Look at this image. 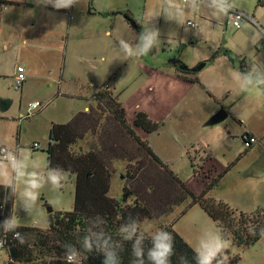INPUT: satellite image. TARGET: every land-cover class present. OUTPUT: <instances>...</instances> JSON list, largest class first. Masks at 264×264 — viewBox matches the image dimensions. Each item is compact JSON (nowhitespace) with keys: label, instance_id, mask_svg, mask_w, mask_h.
Masks as SVG:
<instances>
[{"label":"crops","instance_id":"crops-1","mask_svg":"<svg viewBox=\"0 0 264 264\" xmlns=\"http://www.w3.org/2000/svg\"><path fill=\"white\" fill-rule=\"evenodd\" d=\"M0 1L5 2L0 4L4 6L3 10L15 8L18 11L28 10L29 12L26 17L20 14V18L15 23L20 27V44L28 47L26 61L30 66L26 65V69L30 76L37 71L34 65H31V59L52 57L60 49L63 50L64 60H69L70 67L78 61L76 64L78 68L89 73L100 74L103 70L104 73L108 70L112 73L116 72L119 68L117 62L122 57L118 49L119 39L130 40L135 33L138 34L144 26L145 9L157 3V0H84L82 8L56 10L51 5H38L36 0ZM233 2L234 9L252 17L255 24L243 23L238 30H235L227 25V15L213 18L204 10L189 12L185 17L186 22L192 21L203 29V32L197 35L195 27H189V30L185 32L183 27L166 22L163 17L159 18L157 27L162 33L161 42L159 47L153 49L151 53L155 55L168 53L171 56L175 51L177 54L173 56L174 60L165 58L162 64L147 74L152 78V80L147 79V82L157 90V112L154 114L153 110H149L152 106H145L138 110L137 105L129 108L127 102L119 101L124 109L127 123L141 140L147 141L149 148L161 162L158 168L177 176L174 172H177L180 167L177 165L182 164L179 161V155L185 152L188 164L193 168V177L198 182H205V187L218 175H220L219 182L222 183L231 172L239 169L237 167L243 158L256 144L259 148L264 146V88L251 87L241 90L238 84L219 67V63L223 62L225 57L228 64L237 70H245L247 64L258 57L264 58V38L255 44L252 43L254 33L264 30V7L259 5L257 0H233ZM125 16L134 21L136 28L130 25ZM59 22L65 29L60 34L56 31V36L60 38L55 39V29ZM21 29L26 30L22 32ZM170 31L171 33L168 34ZM22 35L26 37L23 38ZM165 44L175 45L176 49L168 51ZM226 52L232 55L233 61L225 54ZM97 55H103L101 60L107 56L111 59L109 64L96 65ZM131 59L134 60V64L137 63L138 66L151 70L138 63L141 57ZM200 65L203 67L198 72H191V69ZM180 66L186 67L188 71L181 70ZM21 68L25 74L24 67ZM114 83L117 87V82ZM99 88L101 87L93 88L94 90L85 96L75 90L68 92L69 97H77L86 102L81 110L71 115V118L76 113L87 112L90 106H94L91 96ZM200 90H204L213 100V105L207 110H203V105L196 96ZM110 91L112 92V89ZM228 99L231 105L225 106L223 103ZM236 102L240 104L239 107L232 106ZM151 104L154 105L153 102ZM182 107L186 108L185 113L188 117H175L176 122H168L167 117L170 116L171 111L172 113L179 111ZM219 109H223L227 117L219 123L220 125L207 127L205 123ZM138 112L145 113L148 119L159 124V129L152 134H147L141 128L134 127L133 121ZM253 120L257 121L256 125ZM49 123L50 125L60 124L54 119H51ZM17 125H20L19 121ZM187 125L191 128L189 132L184 127ZM198 127L200 132L197 131ZM173 128L177 131V133H171L173 139L170 137L161 143L157 142L158 140L154 142L153 136L159 137L161 132L168 135ZM192 132L195 134H191ZM245 132L258 139V142L249 150H233L232 146L238 145V137ZM17 146L21 147L20 143L7 147L13 149ZM223 148L227 152L220 157L219 153ZM30 149L33 150L32 146ZM178 149L180 152H177ZM258 164L259 160L256 162V165ZM250 167L254 169L256 166L251 164ZM198 187H202L203 190L205 188L200 184ZM190 191L196 196L201 193L195 194L192 190Z\"/></svg>","mask_w":264,"mask_h":264},{"label":"rangeland","instance_id":"rangeland-1","mask_svg":"<svg viewBox=\"0 0 264 264\" xmlns=\"http://www.w3.org/2000/svg\"><path fill=\"white\" fill-rule=\"evenodd\" d=\"M3 9L4 6L0 5V100L8 99L12 101V104L6 112L2 113L0 111V145L13 146L18 142L21 147L30 148L36 142L40 145V149L32 150V152L47 159L46 148L48 141L46 137L49 133L50 120L54 119L60 122V124H66L70 120L71 115L75 111L81 110L86 104L82 99L69 97L68 92L71 90L78 91V93L80 92L85 96L98 87H106L109 90L112 89L114 95H118L120 102H127V107L130 108L132 105H137V109L140 110L145 106H152L149 110H153L154 114H156L158 107L157 90L147 82V79L152 80L147 74L148 72H153L158 65L166 60L165 58L169 57L168 59L174 60L173 56L177 54L175 51L172 52L171 56L168 53L155 55L150 52L141 57L138 63H141L151 70L142 68L137 63L134 64L133 59L124 61L123 57H121V60H118V62L115 61L116 59L114 60L119 66L116 72L112 73L111 70H108L110 73L108 71L104 73L103 69L105 66L102 68L103 71L100 74H95L78 68L76 65L78 61L70 67L68 65L69 60H64L63 50L60 49L52 57H37L31 59V65H34L33 67L37 71L34 75L30 76L26 69L27 66H30L26 61L28 47L20 44V27L15 23L20 18V14L26 17L29 12L28 10L18 11L15 8ZM60 24L59 22L55 29V39L57 37L60 38L56 36V31L60 34L65 29ZM22 37L25 38L26 36L22 35ZM60 45L62 46V44ZM164 46L168 51L173 50V48L176 49L175 45L172 44H165ZM102 56L97 55L95 60L96 65L109 64L111 59L104 56L101 60ZM18 66L24 67L27 80H25L20 90H15L14 78L16 76V67ZM115 77L116 79H114ZM115 81L117 82V87L115 85L116 83H114ZM198 92L199 94H196V96L203 105V110H207L213 105V100L209 98L204 90ZM75 95H77V92H75ZM231 99L233 100V97ZM32 101H40L43 104H47V106L44 111L37 113L33 118L19 122L20 125L18 126L17 119L20 117V114L26 113L28 104ZM152 102L154 105L151 104ZM223 104L225 106L231 105L230 99L225 100ZM234 105L236 107L240 106L237 102L233 103L232 106ZM185 110L186 108L182 107L179 111L173 113L171 111L170 116L167 117V121L176 122L175 117H188ZM253 123L256 125L257 121L253 120ZM177 127L180 128V126ZM184 127L187 128V132L191 131L189 125ZM197 131L200 132V127L197 128ZM175 132L177 133L176 128H173L168 135H164L161 132L159 137L153 136V140L155 143L156 140L161 143L164 139H169L170 137L173 139L174 137L171 133L174 134ZM191 134L195 133L192 132ZM94 135L96 136V134ZM92 140L90 133L85 134L82 140L76 141L71 147V151L74 153H78L79 149L81 153L83 151H89L88 145ZM238 142V145L234 144L232 149L235 151L245 150L246 148L243 146L240 137H238ZM178 151L180 152V149ZM226 152L223 148L219 156L223 157V154ZM179 157V161L182 164L177 165V167H180L174 173L181 179L185 187H188L195 194H199L203 189L202 187H198V184L205 187L206 183L198 182L193 177V168L189 166L185 152L181 153ZM258 160L259 164L256 165ZM251 164L256 167L252 169L250 167ZM130 165L131 162L127 160L111 162L110 169L112 176L108 196L114 199V201H118L124 192L130 193L132 191L137 194L141 192L149 194L146 191L147 186L146 188L141 186V189L140 185H136L138 182H131L128 173L133 171L129 169ZM237 168L239 169L231 172L230 176L222 183L219 182L218 185H215V188L209 191L205 195V198H213L215 201L228 203L229 207L237 212L246 214V217H252L257 211L264 212V146L259 148V145L256 144L250 150V153L243 158ZM248 173H251V175H248ZM75 188L74 178L68 174L58 190L46 184L41 189L40 208L31 217H28L22 209H18L15 205L14 198H11L10 216L12 214L17 215L21 220V227H33L40 231H46L48 228V215L45 206L47 204L50 205L52 207V213L56 211H72ZM155 190L153 189V192L150 193L152 199H157V197H170L171 195H166L167 189L159 188ZM168 192L170 193L169 190ZM135 196L130 195L127 197V200L121 204V207L132 206L135 202ZM136 197L139 198V196ZM186 198L187 200L174 207L170 213H163L158 216L154 214L150 220L154 221L155 226L158 228H172L184 242L191 246L198 235L205 231L219 229V226L198 205L191 204V197L188 196ZM233 219H235V222L225 224L227 226L228 238L231 241L228 249L231 264H264V237L261 236L250 245H246L244 242L235 243L234 232H243L246 228H238L236 226L238 214ZM2 233L3 229L0 228V238ZM0 252V264H4L7 262L8 255L4 249Z\"/></svg>","mask_w":264,"mask_h":264},{"label":"trees","instance_id":"trees-1","mask_svg":"<svg viewBox=\"0 0 264 264\" xmlns=\"http://www.w3.org/2000/svg\"><path fill=\"white\" fill-rule=\"evenodd\" d=\"M1 3L5 2L0 1ZM225 54L233 61L230 53ZM91 98L94 106H90L87 112L76 113L66 124H51L47 137V160H50L51 166L62 167L74 178L76 188L72 211L48 214L46 231L33 227L19 228L18 231L29 233V241L25 245H20L14 240L12 233L3 232L7 240L4 250L8 255L4 264H65V245L80 247L78 238L83 235L87 218L102 216L107 221V231L117 239L116 230L129 215L142 220L145 217L151 219L154 214L158 216L170 213L174 207L187 200L188 196L191 197V204L198 205L225 234V224L235 222L233 218L238 214L236 226L246 229L243 232H234L235 243L244 242L250 245L261 237L259 234H249L247 225L257 224L264 227V212L257 211L252 217H246V214L237 212L222 201L205 198V195L218 185L220 175L206 185L198 196L194 195L177 176L158 168L161 162L149 148L147 141L141 140L127 123L118 96L105 87L93 92ZM135 116L133 126L141 128L147 134L156 132L160 127L148 119L145 113L138 112ZM88 133L93 139L88 145L89 151H71L76 141L82 140ZM39 148V144L36 149L32 145L33 150ZM126 160L131 162L129 169L133 172L128 173L131 182H138L136 185L140 187L147 186L146 191L149 194L124 192L118 201H114L108 196L112 176L110 165L112 161ZM159 188L167 189L166 195L171 194L170 197L152 199L150 193ZM6 195L7 190L0 188V205L3 207L0 209V222L10 217L11 197L4 203ZM130 195L139 198L134 197L132 206L121 207ZM164 230L174 237L176 255L172 257V264H179L178 257L184 254H187L190 264H195L191 247L172 228ZM103 259V254L95 251L84 253L82 264H103ZM120 259L121 264H132L130 243H125Z\"/></svg>","mask_w":264,"mask_h":264},{"label":"clouds","instance_id":"clouds-1","mask_svg":"<svg viewBox=\"0 0 264 264\" xmlns=\"http://www.w3.org/2000/svg\"><path fill=\"white\" fill-rule=\"evenodd\" d=\"M38 5H51L54 9H70L83 7L84 0H36ZM234 9L233 0H157L154 6L147 7L143 13V27L132 39L121 38L118 49L123 60L142 57L159 47L161 30L157 21L163 17L166 22L183 27L185 32L194 26L199 35L203 29L196 24H189L185 17L189 12L201 10L213 18L225 16ZM26 29H21L25 31ZM171 31L168 33L170 34ZM264 38V30L255 32L252 43ZM219 61V58H217ZM221 70L233 79L241 90L251 87L264 88V58L258 57L247 64L245 70L233 69L225 57L219 63ZM67 175L60 166H51L50 160L34 154L28 147L17 146L13 149L0 147V188L7 190L4 203L14 198L15 205L31 217L40 208L41 189L46 184L59 189ZM83 235L78 238L80 247L65 245V264H82L84 253L93 251L103 254V264H121L120 253L125 243L131 244L132 264H172L176 255L173 235L155 226V222L147 217L142 220L128 216L120 223L114 239L106 229L107 221L100 215L89 217L85 221ZM21 220L17 215L0 222L4 233H12L13 239L20 245L29 241V233L18 231ZM257 230H259L257 232ZM247 231L251 235L264 237V227L248 224ZM147 242V244H146ZM5 241L0 239V249H4ZM231 241L222 229L209 230L197 236L190 246L195 264H231L228 254ZM179 264H190L187 254L178 257Z\"/></svg>","mask_w":264,"mask_h":264},{"label":"built area","instance_id":"built-area-1","mask_svg":"<svg viewBox=\"0 0 264 264\" xmlns=\"http://www.w3.org/2000/svg\"><path fill=\"white\" fill-rule=\"evenodd\" d=\"M257 3L264 7V0H257ZM187 23L193 24L192 21H187ZM243 23L255 24L252 17L248 16L247 14H245L239 10L233 9V11H231L230 13L227 14V25L229 27H231L232 29L238 30L242 26ZM189 27L194 28V26H189ZM25 79H26V76L24 74L23 69L21 67H17L16 68V76L14 78V89L20 90ZM46 106H47L46 104L40 103L39 101H32L28 104V108L26 110V113L21 114L17 120L19 122H21L23 120L30 119L33 116H35L36 113H39L40 111H42V109H44ZM240 139H241L242 144L245 148H249L257 142V139L247 132L240 135ZM1 147H7V146H1ZM33 148L34 149L38 148V144L33 143ZM10 149H12V148H10ZM2 208L3 207L0 205V209H2ZM0 239H3L5 241V244H4V247H5V245L7 244V240L5 239L3 234L1 235ZM1 250H3V249H0V251Z\"/></svg>","mask_w":264,"mask_h":264},{"label":"water","instance_id":"water-1","mask_svg":"<svg viewBox=\"0 0 264 264\" xmlns=\"http://www.w3.org/2000/svg\"><path fill=\"white\" fill-rule=\"evenodd\" d=\"M125 19L130 23V25L133 27V28H136L135 24H134V21H132L131 19H129L127 16H125ZM174 63V62H173ZM176 64V63H174ZM203 67V65H200L194 69H191V72H198L201 68ZM181 70L183 71H188V69L186 67H182L180 66L179 67ZM12 101L8 100V99H1L0 100V111L3 113V112H6L10 105H11ZM227 117V113L221 109L219 111H217L214 115H212L205 123V125L207 127H211V126H214L216 124H219L221 122H223L225 120V118ZM46 208V213L47 215L48 214H51L52 213V207L50 205H46L45 206Z\"/></svg>","mask_w":264,"mask_h":264}]
</instances>
